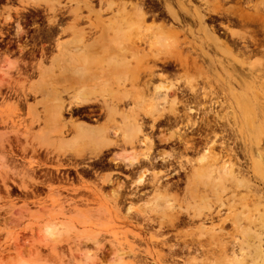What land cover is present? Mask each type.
Returning <instances> with one entry per match:
<instances>
[{
  "label": "rangeland",
  "instance_id": "obj_1",
  "mask_svg": "<svg viewBox=\"0 0 264 264\" xmlns=\"http://www.w3.org/2000/svg\"><path fill=\"white\" fill-rule=\"evenodd\" d=\"M20 1H0V39L23 44L24 23L16 16L24 11L35 14L32 21L40 26H36L39 34L34 38L44 45L42 32L47 24L43 13L33 8L26 10L28 7ZM229 1L222 4L223 8L235 10V3ZM153 3L156 8L149 14L156 13L155 20L148 17L146 23L154 20L155 26L168 27L171 20L155 0ZM193 4L199 5L196 0ZM209 8H214L213 2ZM100 15L102 19L108 17L105 13ZM221 21L224 23L214 15L205 21L215 30L212 35L201 26H195L191 34L184 26L172 25L179 45L177 51L168 53L181 55L182 65L169 61L170 77L158 70L165 66L160 61L154 62L152 75L141 70L136 82L124 84L132 100L127 105L117 104L115 114L110 111L115 102L110 100L105 105L100 101L85 110H72L71 115L64 113V125L73 122L97 130L87 125V113L94 107L102 109L103 115L91 117L97 119L98 129H104L108 136L107 126L111 125L120 132L115 139L121 136L119 144L108 138L102 146L94 141L84 146L78 142L71 145L72 134L60 140L51 128L52 111L48 106L54 102L56 90L61 91L58 85L64 79L60 74L70 69L71 53L62 54L46 46L49 53L27 65L21 51L14 53V47L1 46L0 264H205L199 252L177 254L176 259L169 249L177 252L176 243L181 246L183 239L187 243L198 239L201 221L200 214H196L218 196L229 199L231 195L234 199L229 203L237 208L238 215L242 212L248 218L251 236L256 238L257 234L263 252L237 261L264 264V29L240 26L232 20L227 31L218 26ZM138 50L141 54L149 52L146 46ZM148 61L144 66L151 67L153 63L149 65ZM97 63L104 68L108 60L94 58L88 66L93 69ZM153 71L158 75H153ZM65 74L69 75V71ZM71 79L68 76L66 81ZM186 104L191 106V117L196 122L192 133L187 134L194 143L190 152H183L174 137L183 129ZM125 114L141 121V133L132 136L126 129L121 120ZM174 114L182 115L181 119L176 120ZM127 135L131 139L125 138ZM144 136L149 138L146 144L151 148L139 143ZM107 144L123 147L120 159L128 153L125 157L136 154L139 158L149 152L156 162L154 166L143 163L147 165L145 169L143 164V169L136 166L122 170L119 165L111 169L123 175H80L74 179H70L71 175H45L59 172L64 166L78 165L58 158L69 154L76 159L72 152L84 149V156L78 157L83 162L87 161V152L99 158L108 149L104 146ZM48 155H55L57 161L52 162ZM118 156L114 155L112 161L116 163ZM210 161L217 170L228 167L235 183L216 184L212 177H190L192 169ZM158 178L162 179L161 184ZM140 179L143 184L137 183ZM177 213L185 225L172 221ZM188 214L195 216L190 222ZM228 224H224L227 232L231 228ZM189 247L196 249L197 245Z\"/></svg>",
  "mask_w": 264,
  "mask_h": 264
},
{
  "label": "bare ground",
  "instance_id": "obj_2",
  "mask_svg": "<svg viewBox=\"0 0 264 264\" xmlns=\"http://www.w3.org/2000/svg\"><path fill=\"white\" fill-rule=\"evenodd\" d=\"M155 1L164 10L167 18L171 20L168 27L163 24H159L156 26L154 25V18L156 14H149L156 8L153 0L20 1V3L25 4V7H28L26 10L33 8L43 13L42 18L46 20L47 26L45 27H47V29H45L44 32L40 30L43 34L42 36L44 38V42H46V45L44 44L45 46H42H47L49 48H52L53 50L55 49V51L62 54H64V52L71 53V55L69 56L71 60L70 69H67V71L62 70L60 74V77L64 79L63 84L61 86L58 85L61 88V91H58V89L56 90L57 94L54 97V102L50 103L48 106L52 111L51 128L54 133L58 134L60 140H65L68 135L72 134L69 139V143L71 145L78 142L79 146H84L86 144H89L90 141H94L98 146H102L108 139V136L104 129L101 128L93 130L85 128L82 125H75L73 122H71L69 125H64V113L70 114V112H73L72 110H85L87 109V107L93 104H99L100 101L102 102V105H105L107 100H110V103L115 102V105L112 104L113 106L110 108L111 113L115 114V106H117V104H126L128 101L132 100V95L125 90L124 84L129 83L130 85H132L134 82H136L137 78L139 77L138 73L141 70H146L150 73V75H152L153 68L156 69L154 63V66L152 65L151 67L147 65L144 66L146 60H151L153 62L160 61L164 65L167 61H170L172 65H182V62L184 60L181 58V55L177 54L171 56L168 53L169 51H177L176 48L177 45H179L174 36L175 34H173L172 32L174 30V27L172 25L184 26L185 29L191 34L193 33V28L195 26H201L202 30H204L205 32H209L212 35L214 34L215 30L213 29V27L207 26L205 24V21L207 19H210V16L214 15L216 18H218V20H224L225 24L221 21L218 23V26L225 28V30L227 31L229 30L228 27L232 24V20H235L236 24H240V26L254 25L256 27H261L264 29V0H233V2L235 3L234 6H236L235 10H228L223 8V3L228 2L229 0H196L199 3L198 6L193 4V1L195 0ZM211 2L214 3L213 9L209 8ZM100 13H105L108 17L102 19ZM92 15H94L93 19ZM148 17L154 20L150 21L151 23L147 24L146 19ZM185 21H187V24H184ZM17 34H19V32ZM20 34L22 33L20 32ZM38 34L39 33H37V35ZM140 46H146L150 55L148 53H139L138 49ZM45 49L47 50V48H44V51H46ZM158 51H161V53H157ZM100 57L103 59V61L108 60V65L106 67H98L101 65V63H97L96 66L93 67V69L88 66V61ZM172 65L170 64V66ZM68 71L69 75L65 74L68 73ZM68 76L72 78L70 82L66 81ZM113 86L116 89H114ZM153 93H156L155 90H153ZM64 97H66L67 99H65ZM177 104L178 102H175V105ZM185 106L186 111L183 113V119L186 122L183 120V129L177 131L174 137L179 147L183 148V152H190L194 150V143H192L191 137L189 138L187 134L192 133L193 130L191 128H194L196 122L195 120H192L191 117V114L193 113L191 106H189V104H186ZM88 111L91 112V110ZM121 116V120L126 125V129L128 131H131L130 133H132V136H135L137 135V133L142 132L141 121H139L140 123H138L136 120L134 121L131 114H125ZM174 116L176 120H180L182 115L176 116L174 114ZM110 120L112 121L113 118L111 117ZM155 120L156 119H154L153 121ZM133 126H135V129L132 128ZM113 131L111 130V132H113L111 134H114L115 136L118 132V129L113 128ZM132 136L127 135L125 136V138L131 139ZM148 139L144 136V138L142 137L138 141L144 146L149 141ZM152 143L149 144L152 145ZM146 145V148H151L148 147V144ZM104 146L108 147L111 145L107 144ZM212 149L210 148L208 150ZM84 151L85 149L78 152L73 151L72 153L75 156L82 158L84 156ZM140 151L142 150H139V153H141ZM97 153H99V151H97ZM210 154L213 157L216 156L214 153ZM125 155H129V153ZM125 155L116 163L122 164L126 169L135 168L136 166L141 167V164L143 163H147L148 166L149 164L154 166L153 164H155L156 162V160H153V158L149 157V152L141 154L139 158L138 156H136V154L128 157H125ZM212 156L211 159L213 158ZM226 156L229 157V154L226 153ZM147 165L143 164L142 167H147ZM142 167L141 169H143ZM191 172L193 174L190 176L191 178L212 177L216 184H221L224 181H233L235 183L236 181V178L231 175L228 167H224L222 171L217 170L214 168V165L213 163H211V161L210 163L205 162L201 166L199 164V166H197L195 170L192 169ZM158 179L160 183V180L162 179ZM141 181L142 179H140V181H138L137 183H141ZM233 199V195H231L229 199L218 196V198L214 200V203H208V205H205L201 212L196 214H200L198 217L201 221L197 232L198 239L195 236L196 239L189 240L190 243H187L188 241H185L183 239L181 246L179 245L180 243H174L176 247H178H175V249H178V251H171L169 249V251L174 254V257L177 254H179V256L183 255L185 254V252L187 254H195L196 252H199V258H202L203 261H205V264H239V261L237 260L249 254L253 255L257 252L260 253V255H263L259 237L257 236V234L256 238H253L251 236V226L248 218L245 217L242 212H239L240 214L238 215L237 208L229 203ZM189 215L190 214H188L187 216L189 218L187 221L192 220L195 217H191ZM181 217L182 216L178 215L177 213L172 218V221L176 222L177 224L185 225V221H183V218ZM225 223H230V225H228L231 228L228 232L224 229V227L226 226H224ZM189 225H192V223ZM171 227H174L173 223ZM193 243L197 245L196 249L189 247V245H193ZM187 254L186 256L190 257V254ZM167 256H170L169 253ZM174 257L172 256V258ZM177 257L175 258L178 259ZM179 260H183L182 257H179Z\"/></svg>",
  "mask_w": 264,
  "mask_h": 264
},
{
  "label": "flooded vegetation",
  "instance_id": "obj_3",
  "mask_svg": "<svg viewBox=\"0 0 264 264\" xmlns=\"http://www.w3.org/2000/svg\"><path fill=\"white\" fill-rule=\"evenodd\" d=\"M0 1L9 2L10 0H0ZM27 13L28 12L20 13L19 16H16L17 18H22V20H23L22 22L24 23V25L21 27V29L24 31V33L22 35V37H24V39L22 40L23 44L14 43L13 41H10L8 39H4V40L0 39V51H1V46H4L5 49L14 47V49H12L11 51H13L14 53L21 51L23 57L25 58L23 61L27 65H30V64H34L37 61H39L40 58L42 57V55L49 53V50L45 49L46 51H44L45 45L42 46L43 44H38L36 38H34L37 35V28H36L37 25L32 22V17H34L35 15L33 13H28V14ZM14 26H15V24L13 25V27ZM7 28H10V27H7ZM33 41H34V43H33ZM33 45H34V47H33ZM152 63H154V62H152L151 60L148 61L149 65H151ZM158 64H161V63H158ZM158 70H163L164 75H167L168 77L171 76V66L169 64V61L166 62L163 69L158 67ZM153 75H158V73L153 72ZM154 80H155V78H154ZM154 85H155V83H154ZM126 109L127 108H125V110ZM90 110H91V112L89 114L87 113V120H88L87 125L90 127L94 126V127L100 128V125H97V123H95L97 121V119L91 118V117L92 116H98L99 117V116L103 115V113H102L103 110L100 108H97V107L91 108ZM100 123H101V121H100ZM113 127L114 126H111V125L107 126L108 130H109V128H113ZM111 133H112L111 130H109L110 135H108V138H110V140L116 141L119 144L121 142V136H120L119 140L118 139L116 140L115 139L116 137L112 136ZM119 147H121V149H119ZM122 148H123L122 146H112V147H108V149L105 148L106 150L103 149L104 152H103L102 156H100L99 158H97V156L96 157L92 156L87 152V161H84V162L81 159H79L78 157L75 159L73 156H70L69 154H67L65 157H60L58 159H60L61 161L63 160L66 163H71V164L73 163V164H78V165L64 166V167L60 168V171L57 173L56 172H48L45 175H66V177H67V175H71L70 179H74L75 177L80 176V175H90L91 176V175H105V174H109V173H112L113 175H123L120 172L111 171V169H117L118 168V167H114L116 165H119L120 168H122V170H127L121 164L115 163V160L112 161L113 156L114 155L118 156L121 153ZM89 155L91 158L89 157ZM47 158H50L52 162L57 161V157L55 155H48ZM118 159H120L119 156H118ZM86 162H87V164H92V165H82V164L79 165V163H86Z\"/></svg>",
  "mask_w": 264,
  "mask_h": 264
},
{
  "label": "crops",
  "instance_id": "obj_4",
  "mask_svg": "<svg viewBox=\"0 0 264 264\" xmlns=\"http://www.w3.org/2000/svg\"><path fill=\"white\" fill-rule=\"evenodd\" d=\"M91 128H96V129H98L99 127H94V126H92Z\"/></svg>",
  "mask_w": 264,
  "mask_h": 264
}]
</instances>
